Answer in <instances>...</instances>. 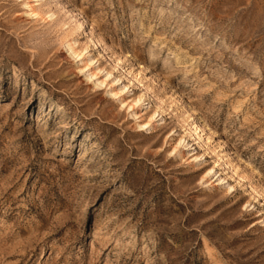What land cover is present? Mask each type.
<instances>
[{
  "label": "rangeland",
  "instance_id": "374dc122",
  "mask_svg": "<svg viewBox=\"0 0 264 264\" xmlns=\"http://www.w3.org/2000/svg\"><path fill=\"white\" fill-rule=\"evenodd\" d=\"M0 264H264V0H0Z\"/></svg>",
  "mask_w": 264,
  "mask_h": 264
}]
</instances>
